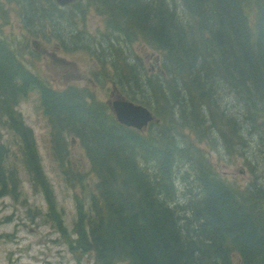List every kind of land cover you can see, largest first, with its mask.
I'll use <instances>...</instances> for the list:
<instances>
[{"label":"trees","instance_id":"obj_1","mask_svg":"<svg viewBox=\"0 0 264 264\" xmlns=\"http://www.w3.org/2000/svg\"><path fill=\"white\" fill-rule=\"evenodd\" d=\"M6 1L28 30L66 15L102 16L105 30L90 39L95 55L158 121L145 131L125 126L93 96L39 78L3 36L9 11L0 4V196L19 184L8 130L53 208L34 132L17 108L37 90L57 159L64 161L72 135L98 179L89 208L79 205L74 249L98 264H264V178L231 186L202 148L218 143L242 154L252 139L264 162V0ZM71 37L81 38L73 30ZM137 42L159 53L158 70L136 57Z\"/></svg>","mask_w":264,"mask_h":264},{"label":"rangeland","instance_id":"obj_2","mask_svg":"<svg viewBox=\"0 0 264 264\" xmlns=\"http://www.w3.org/2000/svg\"><path fill=\"white\" fill-rule=\"evenodd\" d=\"M0 4L9 11L7 22L1 20L2 34L13 42L17 53L35 75L57 90L77 85L88 90L100 103L106 104L113 99L112 84H117L115 71L109 63L102 65L97 58L93 51L94 40L90 48L82 45L84 41L89 43L91 38L98 39L105 30L102 16L91 12L84 20L66 15V21L61 24H44L28 30L17 12L12 11L11 4L6 0H0ZM72 30L81 36L79 40L69 39ZM132 51L136 57L144 59L150 72L159 69V53L142 42L134 43ZM120 88L124 94L131 92ZM17 108L25 124L34 132L46 186L50 187L54 204L50 208L41 177L36 178L38 183L32 182L21 139L5 130L9 163L18 170L19 184L15 193L0 196V264H98L93 253L79 252L71 245L76 239L74 226L79 205L89 208L98 181L85 148L80 139L67 135L64 161L57 159L51 126L37 90L30 91ZM202 148L231 186H251L256 178H264L263 157L257 152L255 140L248 141V151L242 154L230 152L218 143L215 147L204 143ZM250 165L255 166L254 173ZM182 185L180 181L179 186ZM58 218L62 222V232L56 229ZM236 261H239L238 256Z\"/></svg>","mask_w":264,"mask_h":264},{"label":"water","instance_id":"obj_3","mask_svg":"<svg viewBox=\"0 0 264 264\" xmlns=\"http://www.w3.org/2000/svg\"><path fill=\"white\" fill-rule=\"evenodd\" d=\"M56 3L65 7L76 0H55ZM115 93L113 102L108 101V104L116 116V119L121 124H124L129 127H133L140 131H145L149 123L153 121H158L153 112L148 109L146 106L140 103H136L132 100H129L124 95L118 92L117 88L114 85Z\"/></svg>","mask_w":264,"mask_h":264},{"label":"flooded vegetation","instance_id":"obj_4","mask_svg":"<svg viewBox=\"0 0 264 264\" xmlns=\"http://www.w3.org/2000/svg\"><path fill=\"white\" fill-rule=\"evenodd\" d=\"M36 41L38 42V40H36ZM36 41H35V42H36ZM76 43L78 44L79 42H76ZM82 45H84V46H87V45H88V46L91 47V43H90V42L88 43V42H85V41H84V43H82ZM117 84H118V83H117ZM117 84H116V88H117L118 91H120L119 88H118V86L120 87V85H119V84L117 85ZM71 87L74 88L75 91H78V92L81 93V94H82V93L86 94V93L88 92L87 94H89V95L92 96V94H91L88 90H86L85 88H79V86H77V85H72ZM54 89H56V88H54ZM56 90H57V89H56ZM63 90H66V89H63ZM63 90H58V91H63ZM93 98H94V96H93ZM95 99H96V97H95ZM114 100H115V98H114V96H113V99L111 100V102H113ZM106 104L108 105V102H107ZM108 106H109V105H108ZM49 206H50V203H49ZM50 208H51V206H50ZM57 224H58V226H59V227L56 228L57 231L62 232V231H63V226H62V222L60 221L59 218L57 219Z\"/></svg>","mask_w":264,"mask_h":264}]
</instances>
